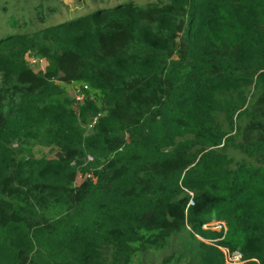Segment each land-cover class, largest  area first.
Here are the masks:
<instances>
[{"label": "trees", "instance_id": "obj_1", "mask_svg": "<svg viewBox=\"0 0 264 264\" xmlns=\"http://www.w3.org/2000/svg\"><path fill=\"white\" fill-rule=\"evenodd\" d=\"M74 3L0 0V264H131L185 227L196 264H264V0Z\"/></svg>", "mask_w": 264, "mask_h": 264}, {"label": "rangeland", "instance_id": "obj_2", "mask_svg": "<svg viewBox=\"0 0 264 264\" xmlns=\"http://www.w3.org/2000/svg\"><path fill=\"white\" fill-rule=\"evenodd\" d=\"M68 5L69 11L74 9L81 10V5H76L74 0H61ZM26 60L34 68V70H43L45 66V61L36 52H28L26 54ZM57 84H60L56 82ZM63 91L69 99H74L72 102V107L76 112L83 102L82 98L88 96L89 100H92L100 106V99L98 93L89 89L86 85L80 83L71 84H60ZM80 88H84L87 92L80 94ZM81 92V91H80ZM244 121H241L243 124ZM238 124V122H237ZM240 124V125H241ZM43 144V140L34 141L31 143L14 144L16 148L15 156L17 159L25 160L41 152L38 149L37 144ZM36 146V147H35ZM227 154L232 156L235 160H239L240 156L232 148H227ZM90 158V157H89ZM91 159V158H90ZM81 178L78 177L76 182H80ZM215 220L205 223L204 227H210L212 230H216ZM218 229V228H217ZM201 240L199 236H193L190 229L185 227L175 234H171L165 239L159 241L155 246H148L141 250L137 255H135L131 264H196L199 260V244L198 241Z\"/></svg>", "mask_w": 264, "mask_h": 264}, {"label": "built area", "instance_id": "obj_3", "mask_svg": "<svg viewBox=\"0 0 264 264\" xmlns=\"http://www.w3.org/2000/svg\"><path fill=\"white\" fill-rule=\"evenodd\" d=\"M203 228L207 229H212L210 227H204ZM217 231L219 230H226L225 224L223 221H216L215 227ZM218 228V229H217ZM223 255H224V261L225 264H243V261L241 259V255L239 252H230L227 248H220Z\"/></svg>", "mask_w": 264, "mask_h": 264}]
</instances>
